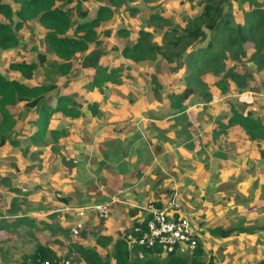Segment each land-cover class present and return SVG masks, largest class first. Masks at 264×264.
I'll return each mask as SVG.
<instances>
[{
    "label": "crops",
    "instance_id": "crops-1",
    "mask_svg": "<svg viewBox=\"0 0 264 264\" xmlns=\"http://www.w3.org/2000/svg\"><path fill=\"white\" fill-rule=\"evenodd\" d=\"M199 1L167 0L164 5L157 6L152 0H82L83 15L72 9L71 33L76 26L90 21L100 6H108L113 12L110 19L94 28L97 39L101 41L98 48L103 51L99 63L110 68L122 66L123 69L116 79L105 84L102 91L92 84L95 70L81 64L95 48L93 42H87L86 50L75 53L68 74H58L55 68L45 63L30 79L8 69L10 61L36 62L37 54L41 53L45 55L46 62H62L43 42L46 29L37 19L27 20L17 31L20 36L18 52H21L20 47L31 48L33 45L36 56L10 59L13 51L0 49V71L5 74L7 69L10 75L6 76L11 79L33 86L49 83L46 74L53 72L56 75L52 82L56 88L46 95L51 106H55L59 96L71 93H76L77 101L83 104V114L78 118L66 117L61 112L53 113L42 142L30 139L34 131L33 121L37 117L34 109L29 140L32 145H39L50 139L49 148L40 155L49 157L44 166L50 177L34 173L24 183L28 186L26 183L39 180V188H43L48 187L45 181H49L59 193L50 195L44 188L48 196L42 201L41 194H37L39 199H33V191L27 196L26 203L19 205L16 204L17 192L4 186L8 179L1 174L0 193L6 192L7 203L11 205L6 206L10 215L6 213L0 218L12 216L25 218L21 222H27L32 220L30 218L57 213V218H66L69 228L76 218L75 208L110 202V216L101 219L89 213L84 228L87 224L96 223L93 218L99 219L102 224H96L100 226V234L115 239V234L128 228L134 217L142 216L150 200L162 204L168 195L176 193L180 207L174 212L188 217L199 235L207 259L213 257L215 264H254L264 257V159L260 154L264 141L252 140L241 125L229 122L236 110L241 114L252 111L264 119V91L240 90L229 76L233 73L251 82L264 81V65L246 57H234L238 60L232 59L235 61L231 71H226L222 80L212 81L214 89L196 92L187 85L192 88V93L179 100L178 94L187 86H167L163 77L171 78L172 74L159 75L153 60L135 62L121 52L124 46L137 40L139 30L153 31L154 26L148 23V19L157 11L172 9L184 17L193 10H199V14ZM4 2L14 13L19 10V4L13 0ZM231 2L234 22L248 35L242 45L250 43L252 52L255 44L264 48V0H257L259 3L256 4L238 0ZM73 4L75 2L68 5L72 7ZM68 5L58 3L60 7ZM244 15L248 22L242 20ZM260 15L263 19H258ZM175 19L178 22L176 16ZM13 20H18L16 15ZM0 21H5L1 14ZM257 21L259 25H256ZM119 30H124V33L118 34ZM205 57L211 59L210 55ZM243 63L247 66H242ZM189 84L193 82L189 81ZM241 93L247 94L251 102L241 101ZM94 102L99 107L98 116H92L87 108V104ZM21 104L24 102L17 106ZM17 106L9 108L11 113ZM14 118L16 124L13 129L21 120L18 114ZM51 129L65 130L67 135L53 143L49 133ZM13 135L7 134L5 142L0 145V158L14 143L11 142ZM238 226L252 230L234 231L228 236L213 233L216 228ZM96 240L91 244V236L80 235L75 241L92 246ZM76 243L71 244L72 250Z\"/></svg>",
    "mask_w": 264,
    "mask_h": 264
},
{
    "label": "trees",
    "instance_id": "trees-1",
    "mask_svg": "<svg viewBox=\"0 0 264 264\" xmlns=\"http://www.w3.org/2000/svg\"><path fill=\"white\" fill-rule=\"evenodd\" d=\"M81 1L13 0L14 3L19 4V10L14 13L8 3L0 0V14L5 18V21H0V49L8 50L19 46L20 42L17 31L23 27V24L27 20L37 19L38 23L46 29V33L42 39L43 42L48 46L49 50L53 51L62 60L61 63H57L56 61L46 62L45 55L38 53L36 62L12 60L8 65V69L20 72L23 78L30 79L39 66L47 63L49 66L55 68L58 74L65 75L71 70V59L75 53L86 50L87 42H93L95 48L84 57L81 63L83 67H91L95 70L92 76L93 86L102 91L107 82L116 79L123 67L110 68L106 64L99 63L103 51L98 48L101 45V41L97 39L96 31L94 30L102 21L110 19L113 12L108 6H100L97 9L96 15L90 21L76 26L71 33L72 9H75L78 15L84 14L81 11ZM238 1L248 2L249 4L259 3L257 0ZM59 2L65 5L72 2H75V4L72 7H69V5L60 7L58 6ZM198 4L200 6V13L197 14L192 26L182 27L179 30L180 32H175L170 39L164 41V44L153 41L151 32L139 30L137 40L131 45L124 46L121 51L122 55L138 62L146 59L153 60L156 54L159 53L167 61H171L170 53L164 52L167 48L178 49L184 53L186 50H190L196 45L207 41L205 46L206 55H210V58L214 62H217L222 61L226 56H224V52L214 50L216 49V45H219L218 39L229 49L238 45L237 52L239 46L248 38V35L245 34L239 25H236V29L233 27L227 28L231 26L228 18L232 14L231 0H200ZM255 11L253 10V12ZM14 15L17 16V21L13 20ZM153 17L152 15L150 16V18ZM258 19H263V15H260ZM256 25H259V21H257ZM120 33H124V30H119L118 34ZM262 48V45L255 44L256 58L264 65V49ZM199 58L198 52H192L187 64L194 67L197 65V61L200 60ZM229 76L235 81L237 87L243 90L242 87L246 85V78L233 73H229ZM55 88L56 85L52 82L28 86L18 80L9 78L0 71V145L5 142L7 134L10 135V131L16 124V119L9 108L17 106L18 103L24 102L26 108H33L37 111V117L33 121L34 131L30 135V139L33 142H42L44 140L53 113L61 112L66 117L71 118H78L83 114V104L77 101L76 93L59 96L55 106H51L49 98L46 95ZM192 91V88H184L178 94L179 100L187 98ZM223 91L225 92L226 88ZM87 108L92 116H98L99 107L96 102L87 104ZM261 118L255 116L252 111L241 114L236 110L230 117L229 122L241 125L252 140L264 141V121ZM49 133L53 143H58L61 138L67 135L65 130L57 129H51ZM260 154L264 159V149L260 150ZM13 202H16V200H13ZM156 204L160 206L159 203ZM18 219L19 221H23L25 218ZM240 229L237 227L216 228L213 233L217 234L218 232L220 235L227 236ZM80 235L82 236V232ZM123 235L121 232L116 239L103 235L106 241L97 238V243L92 246L77 244L75 241L76 248L72 250L69 247L68 253L64 256L72 257L74 262L75 260L76 262L79 260V264H215L213 257L206 258L199 235H197V246L194 250L184 253L171 252L167 254L160 253V249L158 248H146L144 246H136L135 244L130 247L122 238ZM107 246L108 251L105 254H101L100 248H106ZM30 257L33 259L37 257L52 259L55 257V252L52 248L39 244ZM259 264H264V261L259 262Z\"/></svg>",
    "mask_w": 264,
    "mask_h": 264
},
{
    "label": "rangeland",
    "instance_id": "rangeland-1",
    "mask_svg": "<svg viewBox=\"0 0 264 264\" xmlns=\"http://www.w3.org/2000/svg\"><path fill=\"white\" fill-rule=\"evenodd\" d=\"M152 1H154L155 5L159 6L163 4V2H166L167 0H152ZM174 11L172 9H166L160 12L157 11L154 15H152L154 16L153 18L148 19V23L154 26V29L151 32L153 41L158 42L160 44H164L165 40L170 39L175 34V32L181 30L182 27L192 26V23L196 19V16L199 12V10L198 12L196 10H193L189 14H187L186 17H184L178 13H175ZM175 16L178 18L177 19L178 22L176 21ZM244 17L245 15L243 16L242 20L245 19ZM228 18L229 21L231 22V26L230 27L228 26L227 28H231V27L234 28L237 24L234 22L232 15L229 16ZM244 21L248 22L247 16ZM208 36L210 37L209 33ZM34 40L35 42H37V39ZM218 41H219V45H216V49L214 50H217V52H221V51L224 52V56L226 55L225 58H223L225 59L224 61L214 62V60L205 57L207 52L205 51V46L207 41H205L202 44L196 45L190 50H186L184 53L180 52L178 49L167 48L166 50H164V52L170 53V57L172 59L171 61H167V59H165L159 53H157L155 59H153L157 74L159 75H164L163 73L172 74L171 78H166L162 76L167 86L190 85L192 86V88H194L196 92L202 91L204 93L208 88H212V89L215 88L212 81L218 82L219 80H222L224 73L226 71L227 72L231 71V66H233L235 60L236 61L238 60L236 59L238 56H242L243 58L246 57L248 58V60H253L255 61V63L259 65L260 63L259 60L258 59L256 60V52L251 51L252 47L250 46L251 45L250 43H247L245 46L244 45L239 46V49L236 52L238 45H235L229 49L219 39ZM32 46L31 48L25 46L20 47L21 52H18L19 51L18 46L16 48L14 47L8 49L14 52V56H13V52H11L9 58L12 59L16 56H18L19 58L36 56L37 53L33 51ZM38 46H42V45L38 44ZM192 52H198V54L200 55L199 59H201L200 63H198L194 67H191L187 64V62L189 61V56L191 55ZM178 54L181 55L177 56ZM7 58L8 56L3 59L4 63L7 62ZM232 59L235 60L232 61ZM3 65L5 66V64ZM242 66L246 67L247 65L246 63H243ZM4 73L5 75H10L7 69L4 70ZM46 76L50 82H53L56 77V75L53 72L46 74ZM189 81L193 82V84H189ZM242 88L246 92H251V90L254 89L257 90L260 89L264 91V81L260 80L258 82H251L250 80H246V85L243 86ZM33 111H35L33 108L27 109L22 104L12 108L13 114L14 115L18 114V116L21 117V120L16 126V128L12 129L13 131L10 132V135L14 133V135L12 136L13 140H11V142L14 141V143H12V145L10 146L11 148L8 147V151H5L4 157L0 158V179L3 178L1 177V174H4L6 179H8V183L4 186H7L8 188L17 192L18 197L16 204L19 205L26 203L27 196L33 191H34L33 199H39L40 197L37 194H41L42 201H45L48 196L47 193H45L44 188L48 190V193L50 195H56L57 193H59V190L54 189L49 181H45V184L48 187H43V188L42 187L39 188V182H40L39 180L38 181L32 180L29 183H26L28 184V186L25 185L24 183L26 179H28L31 175H34V173L44 174V176L50 177V175L47 174L48 170L44 166V162L47 161L49 157L47 155L40 156L43 153V151H46L49 148L50 139L49 138L45 139V141L43 143H40L39 145H32L31 144L32 142L29 140V133L32 126L31 123L33 120L32 118L35 116ZM261 119L264 121L263 118ZM25 120H27V122H24ZM42 166L45 167L46 171L45 169L43 171H39L42 169ZM262 174L264 175V171ZM12 184H14L15 187H11ZM6 195H7L6 192L0 193V216H4L6 215V213L7 214L9 213L6 206L11 204L7 203V199L5 197ZM170 196L171 194L168 195V197L165 199V202L162 204H165L167 200L170 198ZM57 198L60 197L57 196ZM150 201H154V200H150ZM93 213L94 212H90V214ZM94 214L96 215V213ZM57 216L58 214L54 213L53 215H49V216L30 218L32 219V223L31 221L21 222L17 217L13 218L12 216L10 218H0V264H21V262H23L24 260L31 258L30 256L33 255L36 247L39 244L52 248V250H54L55 252V256L66 255L68 253L69 247L72 244L71 242L72 238L69 233V228L67 227L68 222L66 218H57ZM60 219H62L63 222H60ZM93 219L95 220L96 223L98 222V224H102V222L99 219L96 218ZM96 223L87 224L86 226L87 228L86 229L84 228L82 232L83 237L91 236V244H93V242H95L97 238H101L102 241H106L104 239V236L100 234L98 230L100 226L97 225ZM237 228H241L237 232H242L244 230H252V228L242 227V226H238ZM119 234L120 233L115 234V239L119 236ZM108 246L106 248L101 247L100 253L105 254L108 251ZM261 261H264L263 256L260 260H258L254 264H259V262ZM79 262L80 261L77 260L76 264H79Z\"/></svg>",
    "mask_w": 264,
    "mask_h": 264
},
{
    "label": "built area",
    "instance_id": "built-area-1",
    "mask_svg": "<svg viewBox=\"0 0 264 264\" xmlns=\"http://www.w3.org/2000/svg\"><path fill=\"white\" fill-rule=\"evenodd\" d=\"M239 99L243 102H251L247 94L241 93ZM179 207L176 193H172L167 202L160 206L156 201H150L144 207L142 216L134 217L132 224L122 231L124 234L122 238L130 247L135 244L146 248H158L162 254L194 250L197 246V231L187 216L176 215L174 211ZM90 212L96 213L98 218L107 219L111 212L110 203L101 202L75 208L76 218L69 227L72 243L84 229L85 218ZM21 264H76V262L72 257L63 255L52 259L28 258Z\"/></svg>",
    "mask_w": 264,
    "mask_h": 264
}]
</instances>
